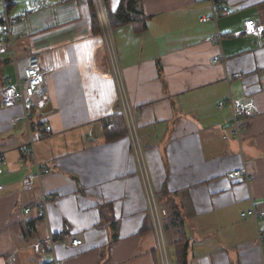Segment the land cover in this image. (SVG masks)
I'll return each instance as SVG.
<instances>
[{"label":"crops","instance_id":"crops-1","mask_svg":"<svg viewBox=\"0 0 264 264\" xmlns=\"http://www.w3.org/2000/svg\"><path fill=\"white\" fill-rule=\"evenodd\" d=\"M31 1L12 0L7 9L16 19V68L0 54V264H50V235L62 264H160L131 140L105 139L103 121L115 120L119 91L94 0H38L49 8L35 11ZM119 3L102 2L106 21ZM218 6L213 22L201 21L211 16L207 0H143L144 31L107 25L128 101L137 107L149 188L160 214L164 199L181 213L187 264H264L257 230L264 233V221L242 217L251 201L264 211V40L259 46L243 33L247 20L264 23V0ZM216 32L220 45L208 41ZM32 55L41 56L50 107L33 111L32 126L48 125L52 135L35 144L38 165L50 172L26 189L22 181L35 166L24 124L13 123L22 110L3 105L2 89ZM221 56L224 63L213 62ZM228 96L254 104L241 150L230 107L217 108ZM243 163L249 181L228 179ZM44 197L47 219L38 215Z\"/></svg>","mask_w":264,"mask_h":264},{"label":"built area","instance_id":"built-area-1","mask_svg":"<svg viewBox=\"0 0 264 264\" xmlns=\"http://www.w3.org/2000/svg\"><path fill=\"white\" fill-rule=\"evenodd\" d=\"M211 5V16L209 18L201 19V21H213L216 22L217 13H219V9L215 6L216 0H207ZM11 3V2H10ZM6 0H0V5L2 7V11L0 12V54L9 57L12 61V64L16 68L17 66V58L15 53V41L12 37V26L16 22V19L11 17L8 14V5L10 4ZM98 18L101 22V26L104 33L105 45L108 52V57L110 61L111 71L114 76L118 91H119V105L118 110L116 112V116L122 117L125 121L128 136L132 143V148L134 151V155L138 161L140 174L142 175L144 181V188L146 197L148 200L150 215L152 219V226L154 229L155 237H156V246H157V254L159 255L160 264H169L168 255L166 250V245L163 237L162 231V217L157 209L153 194L149 188L147 182L146 169L144 166L143 158H142V149L139 143V138L137 134V128L135 125L134 114L137 111V107L132 106L127 98L121 75L120 69L117 62L116 54L113 48L112 41L109 35V29L107 25V21L104 15L102 0H94ZM32 11L35 10H43L49 8L48 3L40 2L38 0L31 1ZM243 33L247 36L253 38L256 41V44L260 46L262 40H264V23L258 19H250L245 21ZM221 36L218 32H216L213 36L208 38V41L214 43L216 45H220ZM225 58L221 56L220 59H214V63H224ZM235 78L240 77V75L235 74ZM227 80V79H226ZM2 89V97H3V105H18L21 107L22 114L20 117L14 119L13 123L18 124L22 123L25 126L28 141L25 145L26 150L30 154L35 166V172L27 175L22 184L24 188H29L32 186L34 181L41 183L42 176L48 174L50 172L49 169L41 168L35 157V144L39 139L49 138L52 135V129L50 126L46 125L43 128L33 129L32 126V114L33 109L38 107L41 104L43 99L47 98V87H46V71L42 67V61L40 55H32L27 63L26 68L23 71V74H16L15 78H7L4 82ZM229 106L231 110V119H230V130L231 136L234 137L239 143L241 150V141L242 135L244 131V125L247 119H249L253 115L254 104L251 101H241L235 100L231 96H228L227 99L220 101L217 104V108L221 110L225 106ZM104 127L110 131L113 125V117L108 118L103 121ZM38 136V137H37ZM225 139L226 136H223ZM4 161V154H0V164ZM1 173V170H0ZM228 179H235L239 177H243L246 181H249L248 173L243 163V167L233 173L227 175ZM47 198H42L38 205V215L42 219H47ZM31 208L25 209L24 213L28 214ZM242 217L251 218L255 225L257 226L258 221H264V211L260 212L257 210L256 203L251 201L250 209L244 213H242ZM258 230V244H264V233L262 230L257 228ZM81 241L75 240L72 242L73 246H78ZM54 244L55 239L50 235L48 239V246L50 252L53 254V258L50 264H62V261L58 260L54 256ZM42 248L39 244L36 249Z\"/></svg>","mask_w":264,"mask_h":264},{"label":"trees","instance_id":"trees-1","mask_svg":"<svg viewBox=\"0 0 264 264\" xmlns=\"http://www.w3.org/2000/svg\"><path fill=\"white\" fill-rule=\"evenodd\" d=\"M8 3L12 0H6ZM143 0H120L118 8L113 12H105L107 16V21L110 29L119 27V26H132L137 32H142L146 29L148 17H146L141 9L140 3ZM104 3L105 0H102ZM215 6L220 11L222 10L218 6V0L215 1ZM9 7V5H8ZM217 13L216 18H218ZM36 108L33 109L36 110ZM38 110V109H37ZM107 120V119H104ZM43 128L44 124H37V128ZM36 128V129H37ZM105 139L115 140L128 135V130L125 124V121L122 117L116 116L115 120L113 117V125L110 131L104 127ZM166 197V192L162 193V198ZM165 204H163L164 214L162 220L163 232L166 236L167 244L172 247V254L174 258V264H187V248H188V239L184 231V221L182 219L181 213L178 208L172 201L164 199ZM41 218V217H40ZM42 219V218H41ZM112 228L115 227L113 219L109 220ZM34 221L29 220L24 226L25 232L29 234L33 229ZM115 239V237L113 238Z\"/></svg>","mask_w":264,"mask_h":264},{"label":"rangeland","instance_id":"rangeland-1","mask_svg":"<svg viewBox=\"0 0 264 264\" xmlns=\"http://www.w3.org/2000/svg\"><path fill=\"white\" fill-rule=\"evenodd\" d=\"M162 231H163V228H162ZM163 237H164V241H165V245H166V250H167V255H168V262L169 264H174V258H173V252H172V247L167 244V239H166V236H165V233L163 232ZM159 257V255H158ZM160 260V259H159Z\"/></svg>","mask_w":264,"mask_h":264},{"label":"water","instance_id":"water-1","mask_svg":"<svg viewBox=\"0 0 264 264\" xmlns=\"http://www.w3.org/2000/svg\"><path fill=\"white\" fill-rule=\"evenodd\" d=\"M38 108L42 109L43 113L50 109L49 105L46 103V99H43V101H41V104L38 105Z\"/></svg>","mask_w":264,"mask_h":264},{"label":"bare ground","instance_id":"bare-ground-1","mask_svg":"<svg viewBox=\"0 0 264 264\" xmlns=\"http://www.w3.org/2000/svg\"><path fill=\"white\" fill-rule=\"evenodd\" d=\"M219 12H220V10H219Z\"/></svg>","mask_w":264,"mask_h":264}]
</instances>
